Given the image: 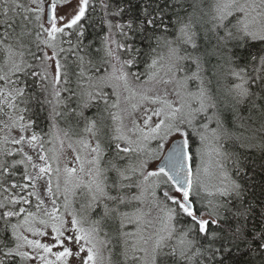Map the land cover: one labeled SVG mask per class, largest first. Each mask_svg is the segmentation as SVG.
I'll return each instance as SVG.
<instances>
[{"label": "snow or ice", "instance_id": "snow-or-ice-1", "mask_svg": "<svg viewBox=\"0 0 264 264\" xmlns=\"http://www.w3.org/2000/svg\"><path fill=\"white\" fill-rule=\"evenodd\" d=\"M0 264H264V0H0Z\"/></svg>", "mask_w": 264, "mask_h": 264}, {"label": "trees", "instance_id": "trees-1", "mask_svg": "<svg viewBox=\"0 0 264 264\" xmlns=\"http://www.w3.org/2000/svg\"><path fill=\"white\" fill-rule=\"evenodd\" d=\"M256 159H257V166H259V157L257 156V157H255ZM259 178V177H258Z\"/></svg>", "mask_w": 264, "mask_h": 264}]
</instances>
